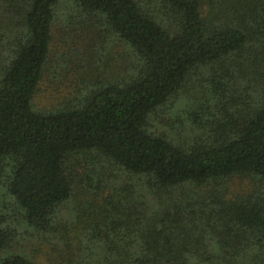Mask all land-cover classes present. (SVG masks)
<instances>
[{"label":"trees","instance_id":"16d2710c","mask_svg":"<svg viewBox=\"0 0 264 264\" xmlns=\"http://www.w3.org/2000/svg\"><path fill=\"white\" fill-rule=\"evenodd\" d=\"M0 264H264V0H0Z\"/></svg>","mask_w":264,"mask_h":264},{"label":"rangeland","instance_id":"374dc122","mask_svg":"<svg viewBox=\"0 0 264 264\" xmlns=\"http://www.w3.org/2000/svg\"><path fill=\"white\" fill-rule=\"evenodd\" d=\"M57 56V54H55ZM58 57V56H57ZM57 57H52L51 62L53 64L56 63V58ZM74 58V55L71 56H64L63 58H60L59 61H65L66 63L71 62ZM60 65V63H58ZM60 82V81H59ZM77 82H74L72 85H68V88L65 90L64 86H61V88L58 90L56 86L52 84V82L49 81H43L42 85L40 86L39 93L37 95V103L39 106H49L51 102L57 103L59 101V98H64L68 94V92L71 94L74 91V88L76 87ZM48 97V98H46ZM37 105V107H39ZM40 108V107H39ZM253 179H251L252 181ZM254 181V180H253ZM230 182V181H229ZM234 183L239 184L240 182L236 181ZM243 186V185H242ZM234 189H237V186L234 187ZM75 205V203H73ZM68 211V209H66ZM78 211H81L82 213H85L84 207L81 206L77 208Z\"/></svg>","mask_w":264,"mask_h":264}]
</instances>
